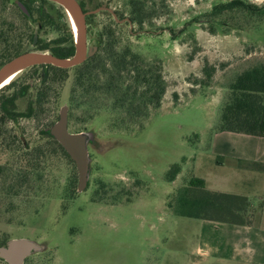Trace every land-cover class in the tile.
Returning a JSON list of instances; mask_svg holds the SVG:
<instances>
[{"label": "rangeland", "instance_id": "obj_1", "mask_svg": "<svg viewBox=\"0 0 264 264\" xmlns=\"http://www.w3.org/2000/svg\"><path fill=\"white\" fill-rule=\"evenodd\" d=\"M79 1L89 12V49H98L103 40L102 67L93 74L98 89L78 87V69H71L38 115L0 124V243L28 238L43 244L44 250L25 264H264L261 246L248 240L237 246V235L226 229L231 225L209 228L204 220L175 215L168 206L184 183L198 177L208 181V188L243 193L260 207L264 175L260 182L247 168L221 166L210 147L230 82L264 63V16L241 8L214 15L217 6L234 0H140L146 18L141 25L131 19L134 0ZM243 1L264 6V0ZM41 4L35 0L33 6ZM55 6L63 29L47 25L39 30L13 0H0V31L11 43L23 38L24 48L36 50L29 35L50 41L67 26L73 30L65 9ZM126 48L140 57L142 74L151 70V80L160 71L164 76L159 107L150 99L159 90L156 83L146 92L147 84L135 82L137 64L114 67ZM28 70L11 82H31L30 100L39 79ZM112 77L117 87L101 90ZM7 86L0 88V101L13 92ZM127 89L129 99L120 105L117 94ZM64 105L70 130L92 133L89 185L82 193L75 163L44 134ZM175 164L182 172L170 182L167 173ZM0 264L7 262L0 259Z\"/></svg>", "mask_w": 264, "mask_h": 264}, {"label": "trees", "instance_id": "obj_2", "mask_svg": "<svg viewBox=\"0 0 264 264\" xmlns=\"http://www.w3.org/2000/svg\"><path fill=\"white\" fill-rule=\"evenodd\" d=\"M20 1L25 4L32 16L34 12L38 13V18L34 19V21L38 22L40 26L39 30L44 29L47 25L55 26L56 29H63L57 17L59 9L56 8L54 2L40 0L42 1L41 6L35 8L33 6L35 0ZM81 4L84 6V3ZM14 5L30 25L28 16L22 12L16 3ZM132 5L134 6V16L131 18L132 22H137L142 25L146 19L142 2L140 0H134L132 1ZM230 8H241L247 13L264 16V6L259 7L247 4L243 0H234L228 4L217 6L213 13L214 15L221 14ZM94 15L95 14H91L90 17ZM10 26V29H12L13 25ZM73 31L71 27L67 26L64 34L50 41H45L40 36L37 41H35V35L33 33L28 36V41L37 50H49L52 54L61 58L72 57L76 51L75 31ZM22 39L23 38L19 39L16 43H11L9 34L3 30L0 31V56L2 57L0 66L13 57L27 51L23 46L24 42ZM102 43L103 40L100 38L98 41L99 48ZM1 45H3V48H1ZM99 48L96 53L90 56L85 62L70 68H61L48 64L32 67L33 74L37 75L39 70V75L41 76H39V84L35 94L31 100L28 101V109L33 110V112H31V114H17L15 110H13L17 107L16 101L19 97V93H21V89L25 88L26 90L29 88V85L26 84L27 82L22 81L23 86H21V89L15 87L11 94L4 95L1 99L0 124L6 123L8 120L18 121L21 118H33L36 114L38 115L39 112L44 110L47 103H50L53 91L55 90H53V87L65 82L69 77V71L71 69H78L75 79L78 87H82L88 92H96L99 84L98 78L94 77L93 74L102 67ZM128 58H130L131 62ZM117 59L118 63L115 64V68H119V62L121 64L123 63L125 66L128 65V63L137 64L140 57L137 54H132L131 50L126 48L117 54ZM136 71H138V76L135 82L139 85L143 83L147 84V86H145L146 92L152 90V85H154V83L158 86V92L155 96L150 97V99L151 101H156V106L159 107L162 95L166 92V81L161 71L153 78L154 81L149 77L151 70L142 74L137 64ZM16 81L17 79L11 82V84H8L7 87H13ZM114 83L115 79L112 77L101 87V90H114L117 87ZM3 88L4 87L1 89ZM228 88L229 92L221 107L220 118L214 130L264 137V63L254 64L244 69L234 77ZM116 99L117 103L125 105L129 99L128 89L125 92H119ZM44 134L49 137L51 141L57 145L62 154L73 163L69 154L62 145L50 135L48 129L44 131ZM2 135L3 132L0 126V140ZM238 166L241 168L264 171V163L261 162L238 161ZM1 170L2 168L0 166V174ZM181 172L182 167L180 164L173 165L167 173V180L173 182ZM75 182L76 179L73 180V183ZM168 206L175 215L179 216L226 222L236 225H250L253 222V216L250 215L247 210L249 202L246 197L210 190L207 188L205 180L198 177H192L189 182L184 183L174 193Z\"/></svg>", "mask_w": 264, "mask_h": 264}, {"label": "water", "instance_id": "obj_3", "mask_svg": "<svg viewBox=\"0 0 264 264\" xmlns=\"http://www.w3.org/2000/svg\"><path fill=\"white\" fill-rule=\"evenodd\" d=\"M59 4L63 8H72L76 13L79 22V33L75 34L76 51L72 57H58L49 51L28 50L11 60L7 61L0 67V81L12 70L19 65L26 63L25 69L40 64H51L61 68H70L85 62L90 56L94 55L97 48L89 49L88 33L86 24V12L79 0H48ZM14 3L26 14L33 22L32 15L25 4L20 0H13ZM37 38V37H36ZM49 133L53 136L69 154L78 171L79 193L84 192L89 185L90 178V156L89 142L92 133L87 131L72 132L69 127V106L64 105L59 112V118L49 128ZM44 245L38 241L28 238H14L0 246V258L7 264H25V261L32 254L44 250Z\"/></svg>", "mask_w": 264, "mask_h": 264}, {"label": "crops", "instance_id": "obj_4", "mask_svg": "<svg viewBox=\"0 0 264 264\" xmlns=\"http://www.w3.org/2000/svg\"><path fill=\"white\" fill-rule=\"evenodd\" d=\"M214 133L215 134L212 138L210 153L219 158L218 162L221 166L231 164L230 167L238 171L240 170L236 169V167L238 168V161L264 163V137L253 136L244 133H235L230 131L215 130ZM248 170L256 176L257 181L260 180L261 182L262 180L263 182L264 178L262 179L261 177L262 175H264V171L254 169ZM205 182L207 186L208 181L205 180ZM208 189L244 196L243 193L223 191L222 189H216L214 187ZM261 196L263 195L261 194ZM248 202V208L251 209L248 210V213L253 216V222L250 225H236L226 222H218L205 219L202 220H204L205 223H209L205 224L209 228L215 227L217 229H221L223 225H231L226 229H229L237 235V239L234 243L239 246L242 245V243L240 242L245 241L244 243H246V240H248L249 242H253L252 244H254V246L259 244L262 250V253L261 251H259V260L264 262V212L263 209H261L264 208V197H262L261 199L262 203L260 207L257 206L253 201L249 200Z\"/></svg>", "mask_w": 264, "mask_h": 264}, {"label": "flooded vegetation", "instance_id": "obj_5", "mask_svg": "<svg viewBox=\"0 0 264 264\" xmlns=\"http://www.w3.org/2000/svg\"><path fill=\"white\" fill-rule=\"evenodd\" d=\"M15 4V3H14ZM65 9V8H64ZM65 11L67 12V14L69 15V11H67L66 9H65ZM32 18H33V16H32ZM33 21H34V18H33ZM72 22V21H71ZM72 26H73V30L75 29L74 28V25L72 24ZM75 31V30H74ZM34 35H35V41H37V39H38V34L37 33H34ZM37 37V38H36ZM37 50V49H36ZM28 51V50H27ZM42 51V50H41ZM45 51H49V50H45ZM25 52V51H24ZM50 52V51H49ZM16 57V56H15ZM14 58V57H13ZM11 60V59H10ZM9 61V60H8ZM7 62V61H6ZM5 62V63H6ZM3 65V64H2ZM1 65V66H2ZM41 65V64H40ZM48 65H51V64H48ZM0 66V67H1ZM34 66H36V65H34ZM34 66H31V67H29L28 69L29 70H32V74H33V69H32V67H34ZM25 70V69H24ZM24 70H22V71H24ZM28 70V71H29ZM21 71V72H22ZM27 71V70H26ZM20 72V73H21ZM39 70H38V74L37 75H32L33 76V79H39ZM41 77V76H40ZM27 85H29V88L28 89H26L25 90V88L24 89H21L22 87L21 86H23V83L21 82V81H16V84L13 86V87H8L9 89H12L13 91H14V89H15V87L17 88V89H21V93H19V97L17 98V101H16V104H17V107H16V109H13V110H15V112L17 113V114H20V113H26V114H31V112H33V110H30V109H28V98H30V96H31V94H30V91H32L31 89L33 88V84L31 83V82H27L26 83ZM8 85V84H7ZM6 85V86H7ZM5 87V86H4ZM6 96V95H5ZM4 97V96H3ZM32 98V97H31ZM26 100H28L27 102H26V106H24V107H22L21 106V102H24V101H26ZM31 100V99H30ZM21 106V107H20ZM0 116H1V114H0ZM12 121V120H11ZM12 122H15V121H12ZM49 130V129H48ZM7 243V241H5V242H2V243H0V246H3V245H5ZM1 259V258H0ZM3 260V259H2ZM5 261V260H4Z\"/></svg>", "mask_w": 264, "mask_h": 264}, {"label": "bare ground", "instance_id": "obj_6", "mask_svg": "<svg viewBox=\"0 0 264 264\" xmlns=\"http://www.w3.org/2000/svg\"><path fill=\"white\" fill-rule=\"evenodd\" d=\"M67 11H69V17L72 21V24L74 25L75 34L78 35L79 33V22L78 17L76 13L73 11L72 8H65ZM28 66L26 63H23L19 65L16 69L10 71L1 81H0V88L6 86L9 84L16 76L19 74L22 70H24Z\"/></svg>", "mask_w": 264, "mask_h": 264}]
</instances>
